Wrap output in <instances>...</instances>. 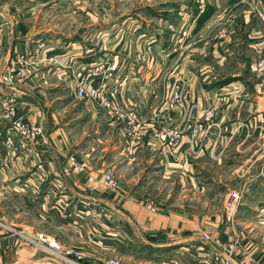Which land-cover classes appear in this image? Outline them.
I'll return each mask as SVG.
<instances>
[{
    "label": "crops",
    "instance_id": "0c3cea01",
    "mask_svg": "<svg viewBox=\"0 0 264 264\" xmlns=\"http://www.w3.org/2000/svg\"><path fill=\"white\" fill-rule=\"evenodd\" d=\"M100 1L0 0V16L5 26L0 38V105L4 97L15 95L19 102L17 118L43 126L50 139L47 147L37 143L18 153L5 150L1 142L14 119L0 113V195L5 189L8 194L10 189L15 199L22 202L28 199L40 208L39 213L33 214L21 210L15 217L18 220L20 216H32L36 221L33 226L14 218L8 224L0 215V222L7 223L12 230L0 227V264H42L50 259L16 230L39 231L55 237L64 246L83 251L88 264L112 257L133 259L131 253L137 247L147 252V260H153L154 264H179L175 257L180 252H190L184 257V264H198L192 254L200 249L224 254L232 234L224 227L223 212L207 216L186 208L157 206L141 198L140 192L128 189L138 183V178L126 177L125 173L136 165L138 155L148 153L164 170V177L179 173L180 178L184 176L188 181L192 158L205 154L215 158L217 153L221 156L235 149L242 154L249 151L254 159L250 168L240 174L245 179L244 186L249 188V181L264 185V128L256 126L258 114L264 111V70L256 72L251 67L264 60V12L253 10L256 0H248L249 12L241 5L244 0H231L238 12L231 9L225 18L216 20L222 8L219 0H190L196 5L195 10L160 2L146 4L143 13L131 18L115 12L114 0ZM208 8L211 15L199 26L198 17ZM253 14L259 20L251 18ZM241 15L245 18L239 19ZM65 25L78 30L73 35L58 30ZM240 26L248 29L244 40L256 58L243 60L244 65L221 78L215 65H225L227 57L234 55L243 34ZM184 39L190 41V55L193 53L196 58L189 62L184 58L179 63L187 51L182 44ZM38 42L45 43L44 50L35 49ZM18 55L26 59L20 67L26 68V80H3L18 72ZM177 57L179 60L174 61ZM212 57L215 65L209 62ZM101 59L127 62L128 79L117 93V104L136 110L140 120L149 126L163 121L164 117L157 111L161 101L172 87L182 85L188 103L192 101L202 110H217L220 129L200 142L186 137L177 148L151 144L147 137L134 140L128 135L125 122L108 117L94 102L79 100L72 93L74 72L86 63ZM229 79L235 81L211 87ZM82 103L92 122L104 120L116 127L113 137L117 141L110 153L101 151L95 155L80 147L78 140L84 133L80 120L83 108L81 112L76 105ZM71 110L73 113L67 114ZM179 118L171 113L168 120L177 123ZM106 156L110 159H104ZM71 157L86 161L92 176L112 173L119 180L122 193L116 195L103 188L93 191L85 175L69 169ZM117 159H120L118 163ZM251 171L252 176H247ZM42 172L43 181L38 179ZM36 179L41 186L39 196L30 188ZM56 183L63 188L55 189ZM151 203L156 207L154 211L148 208ZM94 204L119 220L124 241L105 238L106 232L112 231L108 225L102 229V237L90 236V227L96 224L89 212ZM204 232L215 240L203 245ZM234 235H237L235 229ZM242 238L237 257H250L253 264H264V244L254 237Z\"/></svg>",
    "mask_w": 264,
    "mask_h": 264
},
{
    "label": "built area",
    "instance_id": "2783aa9c",
    "mask_svg": "<svg viewBox=\"0 0 264 264\" xmlns=\"http://www.w3.org/2000/svg\"><path fill=\"white\" fill-rule=\"evenodd\" d=\"M248 1V0H244ZM253 10L257 12H264V0H256ZM5 26L0 16V38L4 34ZM45 43L38 42L35 49L44 50ZM26 62L24 55H18L17 64L19 66L18 72L14 75H8L6 80L13 81L14 78L23 79L26 77V68H20ZM127 62L123 64L109 59H101L92 61L77 69L73 74V83L71 85L72 93L75 98L79 100H86L94 102L100 110L110 117H117L119 120L128 125V135L133 137L134 140H139L142 137H147L149 143L154 145H162L164 147L177 148L184 138L188 137L192 142H200L208 136L214 134L216 130L220 129V124L217 120V110L210 108L202 110L196 106L192 101L188 103L184 92V86L172 87L168 94L163 98L158 107V114L164 117L163 121L156 124V126H149L140 117L136 110L123 108L118 105V92L122 90L123 84L127 81L126 74ZM254 71L264 70V60L254 63L252 66ZM25 71V72H24ZM99 82L100 84H96ZM16 96H9L1 101V105L8 111V116L14 119L12 127L9 129L7 135L1 142L5 150H10L14 153L22 151L26 146L41 143L44 146L50 145V139L45 132L43 126L25 123L17 118ZM171 113L179 115V121L172 123L168 117ZM256 126L264 128V111L257 116ZM204 138V139H203ZM69 169L77 174L85 175L88 183L93 191L99 188L115 193L121 194V185L119 180L110 172H102L99 176H92L88 173L89 167L86 161H77L76 158L71 157L68 161ZM43 172L38 175V179H44ZM38 179L31 182L32 193L39 196L40 183ZM60 184V183H59ZM55 189H62V185L54 186ZM249 189L244 186L241 189L231 191L224 203V220L226 230L231 229L232 238L230 242L225 245L224 254H215L212 251L206 252L203 249L198 250L196 254H192L195 262L198 264H253L250 257L238 258L237 252L243 241L242 237L234 235L236 226V216L239 207L242 204L245 194ZM61 209L60 206H57ZM63 208V207H62ZM152 211L156 209L153 203L148 205ZM94 216L96 224H93L89 230L90 236L102 237L103 230L106 225L110 226L112 231L106 232L105 238L122 242L125 237L121 232V224L113 213H108L99 204H94L93 209L89 211ZM113 215V216H112ZM0 227L3 230L9 231L11 228L0 222ZM99 227L101 229H99ZM101 230V231H100ZM12 231V230H11ZM17 233V232H16ZM21 238L26 242L36 247L38 250L45 253L50 259L47 263L42 264H88L86 263L87 256L83 251L77 250L72 247H66L57 241L55 238L50 237L43 233H20ZM1 238V232H0ZM215 240V238L208 232H204L201 236L203 245ZM190 255V252L178 253L175 260L184 262V257ZM98 264H143L134 259H126L123 257H112L100 259ZM173 264H175L173 262Z\"/></svg>",
    "mask_w": 264,
    "mask_h": 264
},
{
    "label": "rangeland",
    "instance_id": "374dc122",
    "mask_svg": "<svg viewBox=\"0 0 264 264\" xmlns=\"http://www.w3.org/2000/svg\"><path fill=\"white\" fill-rule=\"evenodd\" d=\"M102 1L104 0H101L100 2ZM160 2H169L174 5L178 4L183 8L188 6L193 10L196 8V5L191 4L190 0H114L113 6L116 13L125 14L126 17L132 18L136 17L137 14L143 13L142 11L144 10L146 4L148 5ZM219 3L222 8L220 9L221 12L216 15V20H222V18H225L231 9L233 12H238V7H236L235 3H232L231 0H219ZM250 4V1L249 3L248 1H245L241 5H243L242 7L248 11L251 8ZM243 17L245 18V15H241L239 19ZM251 18L259 20V17L256 14H253ZM42 24L46 23L43 22ZM225 28L226 26H224L222 30ZM240 28L243 30V34L239 39L234 55L227 57L228 59L225 61V65L217 66L214 64V58H210V64L215 65L216 72L221 78L228 75L229 72L236 71L238 67H240V64L244 65L245 63H243V60L246 61L247 59H250L252 61L256 58L253 51L247 46L244 40V34L248 33V29H244L242 26H240ZM58 30H62L63 32L73 35V32L78 30V28L65 25L63 27H59ZM191 31L192 30L190 29V32ZM221 34L223 35L225 32L222 31ZM188 35L190 36L189 32ZM196 39H198V37H196ZM182 44L187 51L180 58V60L177 57L174 61L179 60L180 63L184 58L187 59V62L192 59L194 60L196 57H193V53L190 55V41L186 42L184 39ZM186 53L188 54V57H185ZM190 66H192L193 69V64H190L189 68ZM5 78L6 77H4L3 80ZM23 79L26 80L25 78ZM6 98H9V96ZM6 98L4 97L3 100ZM16 103L18 108L19 102ZM76 108H79L81 112L83 108L80 120L82 121L81 127L84 133L78 140L80 147L84 146L85 149H89L91 152H94L95 155H98L101 151L104 153H110L112 147L117 141L116 138L113 137L116 127L113 128L109 126L104 120L99 121L100 123L92 122L89 118L90 113L86 105L83 103L80 105L77 104ZM0 113L4 115L8 114V111L0 105ZM71 113H73V110L67 114ZM251 155L252 153H249V151L242 154L235 149H230L221 156L217 153L215 158H211L206 154L202 155L200 158H192V160H190V172H187L191 179H188L187 181L184 176L180 178L181 174L179 173L171 174L169 177H164L165 172L160 168L156 159L148 153H141L137 156L138 161L134 162L136 165L132 169L126 171L127 174L125 173V176L127 177L128 175H132L133 177L138 178L136 179L138 183L135 185L131 184L128 188L130 191L140 192L141 198H144L149 202H154L157 206L171 205L182 209L186 208L192 212H202L207 216H217L222 214V212L224 214L223 208L228 193L233 190H242L244 187L245 179L244 177L241 178L240 174L246 171V168H250V165L254 160ZM104 159L107 160L110 159V157L106 156ZM119 161L120 159H117V163ZM247 176L251 177L252 171L248 173ZM248 183L250 185L249 188L247 187L249 191L245 194L242 204L239 207L236 216L235 231H237V235L239 237H254L257 242L264 244V185L259 184L258 181L253 183L249 181ZM141 185L144 187L140 188L142 187ZM0 190L2 189L0 188ZM9 190L8 194H6L5 189L2 191L5 193L2 194V196L0 195V215L5 218L4 221L9 224L11 223L12 218H14L15 221H25V223H28L29 225H35L36 221L32 218V216H20L17 220L16 215L19 214L21 210H30L32 211L31 214L39 213V206L34 203H29L28 199H25L24 202L15 199L14 193ZM261 201L263 202L260 203ZM20 206H23L22 209ZM7 223H5L6 226ZM224 227H226V225H224ZM243 229L248 232H244ZM16 231L21 233V231ZM227 232L229 233L232 231L228 228ZM32 233L42 232L33 231ZM56 240L59 241L58 239ZM131 255L133 256V259L143 264H154L153 260H147L149 258L147 252L140 250L139 247H137ZM179 264L184 263L179 262Z\"/></svg>",
    "mask_w": 264,
    "mask_h": 264
},
{
    "label": "trees",
    "instance_id": "16d2710c",
    "mask_svg": "<svg viewBox=\"0 0 264 264\" xmlns=\"http://www.w3.org/2000/svg\"><path fill=\"white\" fill-rule=\"evenodd\" d=\"M198 14V13H197ZM211 15V12L209 11V8H208V11L206 10L204 13H202L199 17H198V25L199 26H201L203 23H204V21L206 20V19H208V17ZM232 81H235L234 79H229V80H226V81H224V82H222V83H220V84H214L213 86H211V87H213V88H215V87H220V86H223V85H227V84H229V83H231Z\"/></svg>",
    "mask_w": 264,
    "mask_h": 264
}]
</instances>
